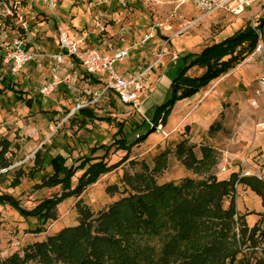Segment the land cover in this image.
<instances>
[{
  "label": "rangeland",
  "instance_id": "1",
  "mask_svg": "<svg viewBox=\"0 0 264 264\" xmlns=\"http://www.w3.org/2000/svg\"><path fill=\"white\" fill-rule=\"evenodd\" d=\"M263 4H255L238 18L226 13L203 18L183 0H0V75L12 71L14 84L23 89L25 97L41 95L45 102V112L41 115L37 105L30 110L10 92L0 95V141L12 144L6 155L12 165L0 171L4 175L0 178V194L11 195L22 208L31 210L62 193L59 187L36 190L34 186L41 182L39 177L34 180L25 177L20 186H11L16 171L21 168L28 171L33 165L37 150L51 145L52 155L63 154L68 165H73L77 159L88 156L93 147L114 143L116 124L89 121L86 128H80L74 119L79 108L92 109L97 119L111 117L124 123L130 141L149 128H157L128 155L113 148L107 162L121 163L120 166L103 175L81 197L60 204L55 210L56 220L43 224L35 218L25 219L9 206H0V264L13 255L23 260L27 248L45 242L64 228L78 225L79 203L98 217L114 203L127 198L132 187L123 180L124 176L141 173L144 165L152 172L157 159L162 160L161 171L155 170L152 175L158 185L179 183L186 178L203 181L210 175L224 180L233 173L264 177V86L259 84L264 79L263 50L257 49L200 94L179 102L166 126L147 124L130 132L135 123L148 119L151 122L155 108L171 97V82L183 67L187 54L200 53L240 30L260 25L264 20ZM62 31L72 38H84L88 47L103 53L118 48L130 50L131 55L116 63L115 70L125 80L131 75L147 73L140 103L146 101L141 111L122 104L114 92L106 93L105 85L90 83L76 62L69 60L60 68L68 84L60 85L49 97L41 94L42 87L58 71L55 56ZM21 53L31 56V60L19 73H13L15 56ZM152 66V71H148ZM203 71L193 69L189 76H200ZM258 89L261 95H257ZM254 100L257 105L253 104ZM47 116L54 121H48ZM216 123H221L222 130L210 132ZM183 140L195 146L200 159L202 147L211 148L216 165L201 173L187 170L175 155L177 144ZM97 155L102 156L103 152ZM126 156L128 160L122 161ZM237 192L238 211L243 215L253 213L247 218L250 227L263 219L264 231L261 198L242 185L237 187ZM228 207L229 201L225 202V208ZM39 228L41 232L35 233ZM257 247L243 248V255L249 257L251 264L264 260V243ZM55 264L69 263L58 260Z\"/></svg>",
  "mask_w": 264,
  "mask_h": 264
},
{
  "label": "trees",
  "instance_id": "2",
  "mask_svg": "<svg viewBox=\"0 0 264 264\" xmlns=\"http://www.w3.org/2000/svg\"><path fill=\"white\" fill-rule=\"evenodd\" d=\"M263 21L256 28L240 30L200 53L187 54L183 67L171 82V97L155 108L151 123L156 127L159 123L166 126L178 102L195 97L251 56L264 36L261 29ZM165 41L170 43L169 39ZM193 69L204 71L200 76L191 77L189 72ZM86 77L94 84L100 83L90 75ZM5 92H10L17 102L30 110L34 105L39 106V113L44 114L45 102L40 99L41 95L25 97L23 89L15 86L12 71L0 75V95ZM74 115L80 128H86L89 121L116 124L114 143L93 147L88 156L77 159L73 165H68V158L63 154L52 155L51 145L48 148L44 145L35 153L33 165L28 171L21 168L14 173L11 186H20L25 177L32 180L39 177L41 182L34 186L36 190L59 187L62 193L42 201L31 210L22 208L11 195L0 194V206H9L25 219L35 218L43 224L56 220L55 210L60 204L69 198L81 197L103 175L120 166L121 163L109 165L107 162L113 148L128 155L133 147L144 143L157 131V128H149L145 134L130 141V133L124 123L111 117L97 119L89 108H79ZM46 118L54 121L48 116ZM147 124L148 120L135 123L130 132ZM213 130L221 131V123L212 125L210 132ZM11 146L7 140L0 141V171L12 165L6 156ZM99 152L103 155L98 156ZM202 152L203 158L200 159L195 146L187 140L181 141L175 148V155L183 166L195 173L210 171L216 165L211 148L202 147ZM127 160L126 156L122 161ZM161 166L162 160L157 159L152 172L144 165L141 173L125 175L123 180L132 187L131 194L99 213L98 217L79 203L78 225L64 228L45 242L27 248L23 260L13 255L2 264H25L29 261L55 264L58 260L69 264H251L249 257L247 259L243 255V248L256 249L264 243L263 219L249 226L247 218L253 213L243 215L238 211L237 187L242 185L250 189L261 198L264 207V180L233 173L224 180L210 175L203 181L186 178L179 183L158 185L152 173L161 171ZM78 173H82L80 177H77ZM3 176L0 173V178ZM228 201L229 207L225 208ZM39 232L40 228L35 231ZM256 264H264V260Z\"/></svg>",
  "mask_w": 264,
  "mask_h": 264
},
{
  "label": "built area",
  "instance_id": "3",
  "mask_svg": "<svg viewBox=\"0 0 264 264\" xmlns=\"http://www.w3.org/2000/svg\"><path fill=\"white\" fill-rule=\"evenodd\" d=\"M47 1V0H46ZM189 4L195 11L202 14L203 18L226 13L235 17L243 15L247 9L255 4L263 3L264 0H183ZM264 8V4L262 5ZM258 26V25H257ZM256 26V27H257ZM254 27V28H256ZM262 37L258 51H264ZM59 52L55 56L58 71L54 73L50 82L41 89L44 97H49L60 85L68 84V78L61 73V67L68 61L76 62L85 75H90L105 85L106 93L114 92L122 104L132 106L135 110L141 111L140 98L144 91L143 80L146 72L141 73L131 79L125 80L115 70V64L124 61L128 56L129 50H114L112 53L104 54L101 51L90 48L86 45L85 39L72 38L67 32L62 31L58 41ZM178 57H175V60ZM31 60V56L21 53L15 56V66L13 73H19L22 68ZM153 66L148 68L151 71ZM259 84L264 86V79H260ZM257 95H261V89L256 91ZM105 95V93H102ZM257 105V101H253ZM149 120V119H148ZM149 124H152L149 122ZM160 127V126H159ZM162 127V126H161ZM160 127V128H161ZM264 180V177L256 176Z\"/></svg>",
  "mask_w": 264,
  "mask_h": 264
},
{
  "label": "crops",
  "instance_id": "4",
  "mask_svg": "<svg viewBox=\"0 0 264 264\" xmlns=\"http://www.w3.org/2000/svg\"><path fill=\"white\" fill-rule=\"evenodd\" d=\"M75 39H78V38H75ZM116 50H126V48H123V49L118 48V49H116ZM127 50H129V49H127ZM129 51H130V50H129ZM112 52H113V51H112ZM112 52H111V53H112ZM104 54H109V53H104ZM130 55H131V52L129 53V56H130ZM129 56H128V57H129ZM151 71H152V70H151ZM119 75H120V74H119ZM125 75L128 76V74H125ZM82 76H83L84 78H87L86 75H85L84 73H83ZM120 76H121V75H120ZM133 76H134V75L128 76V77H129L128 79H131ZM121 77H123V76H121ZM87 79H88V78H87ZM88 81H89L90 83H92V82H91V79H88ZM92 84H94V83H92ZM98 84H99V83H98ZM94 85H96V84H94ZM205 89H206V88H205ZM200 93H201V92H200ZM200 93H199V94H200ZM205 97H206V96H205ZM145 101H146V100H144V101L141 103V108H143V104L145 103ZM180 102H181V101H180ZM178 103H179V102H178ZM178 103H177V104H178ZM177 104H176V105H177Z\"/></svg>",
  "mask_w": 264,
  "mask_h": 264
},
{
  "label": "water",
  "instance_id": "5",
  "mask_svg": "<svg viewBox=\"0 0 264 264\" xmlns=\"http://www.w3.org/2000/svg\"><path fill=\"white\" fill-rule=\"evenodd\" d=\"M261 29H262V31H264V21H263V23L261 25ZM154 129H155V127H154Z\"/></svg>",
  "mask_w": 264,
  "mask_h": 264
}]
</instances>
